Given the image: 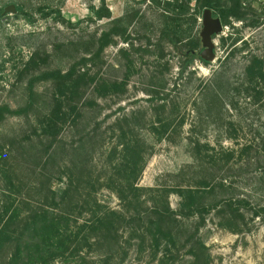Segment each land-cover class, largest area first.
<instances>
[{"label":"rangeland","instance_id":"374dc122","mask_svg":"<svg viewBox=\"0 0 264 264\" xmlns=\"http://www.w3.org/2000/svg\"><path fill=\"white\" fill-rule=\"evenodd\" d=\"M105 1L113 19L135 9L145 16V20L132 24L129 29L132 38L128 44L118 40L116 46H110L104 51L101 59L96 60L89 68L80 70V74L88 73L85 80L78 81L79 86H83L81 89L86 95V102L90 103L81 106L83 119L80 125L68 126L63 132L57 162H73L75 144L87 138V151L83 154L89 152L88 171L94 180V185L89 190L95 193L100 209L119 210L120 201L111 190L113 185L120 184L121 181L119 179L115 182L118 179L120 159H113L109 154L116 143L114 138L109 139L103 149V131L117 118L134 109H149L148 91L156 82L153 78L160 73L158 83L166 84L165 94L169 96L170 110L175 111L172 118L174 123L169 136L161 141L156 140L150 126L139 131L138 139L146 142L150 154L136 183L138 187H195L201 181L198 175L200 178L207 175V172L200 171L214 168L207 163L210 159L228 158L227 153L234 151L235 154L230 158V165L234 168L219 174L235 183L239 193L247 196L255 181L256 167L245 166L250 158L240 151L257 135L259 125L264 123V99L259 101L258 95L259 92L264 93V78L257 86L258 91L246 86L245 78L247 67H256L259 62L262 63L264 77V18L259 19V14H264V0H243L247 9L258 12L257 17L249 15L245 22L232 20V25L216 38L215 61L208 62V65L200 60L194 61L177 86L174 83L182 59L180 53L167 43H162L158 51L155 46L165 24L172 25L171 18H163V11L150 0H136L135 3L132 0ZM22 3H26L28 11L34 13L41 6L59 10L67 24L56 22L55 14L46 19L36 13L34 24H29L18 14H4L10 5ZM99 7L100 0H0V108L8 106L11 110H19L25 107L31 84L37 92L35 107L31 111L20 116L7 115L0 124V215L4 213V206L9 208L8 215H12L14 209L25 215L28 211L36 210L42 202L37 195L40 167L38 160L43 156L44 147L39 142L36 126L38 117L49 110L53 96L60 93L59 87L50 80H45L43 74L54 70L66 72L88 53L96 51L92 45L93 39L99 38L110 28L108 20L96 19L92 10ZM199 21L202 23V20ZM145 37L151 40L149 47ZM222 38L225 39L224 45ZM131 43L139 50L132 56V68L128 60L119 54L120 50L131 48ZM202 51L200 41L195 53L200 56ZM156 53L163 54L164 60H160ZM31 59H34V63L27 69ZM165 64L168 71L164 68ZM205 69L210 70V75H203ZM92 79L95 80L90 86ZM103 79L108 83L124 82L126 89L119 97L103 100L102 91H94L102 87L96 84L103 83ZM209 87L214 88V95L208 96ZM212 101L215 102L211 106L213 115L209 117L211 111L206 106ZM118 109L124 111L119 113ZM181 121L183 125L179 126ZM197 141L201 145H207L200 155L203 162L197 159V151L193 150V142ZM106 149L108 151L104 153ZM241 166L243 168L239 170ZM2 171H11L9 177L22 181V198H19L20 194L17 195L16 189L10 185ZM50 172L53 174V169ZM110 183H113L111 188ZM54 189H58L57 184ZM232 195L231 190L216 192L219 199H227ZM10 196L16 199L15 203L5 205L7 202L3 201ZM179 202L180 198L176 194L170 196L173 209L178 208ZM92 205L91 201L89 208ZM11 206L13 207L10 208ZM85 218L89 217L84 214L78 220V225L82 226ZM220 224V220L212 214L207 226L201 231V239L207 248V256L204 257L207 264H264V230L259 226L258 220L257 224L250 225L251 232L239 234L232 233ZM3 226L4 222H0V229ZM184 253L180 255L179 264H189L191 261V257ZM9 254L8 248L1 250L0 261L8 258ZM153 257L154 252L147 251L138 256L133 249L128 253L125 263L158 264L154 260L161 256ZM84 258L94 264H99L101 260L98 252L83 250L70 261L57 259L49 264H76Z\"/></svg>","mask_w":264,"mask_h":264},{"label":"trees","instance_id":"16d2710c","mask_svg":"<svg viewBox=\"0 0 264 264\" xmlns=\"http://www.w3.org/2000/svg\"><path fill=\"white\" fill-rule=\"evenodd\" d=\"M100 1L101 7L92 11L98 21L108 20L110 28L99 38L93 39L92 45L96 51L88 53L66 72L54 70L43 74L45 80H50L59 87L60 93L53 96L49 110L38 117L36 126L39 142L44 147L43 156L38 160L40 167L37 195L42 202L38 204L36 210L28 211L25 215H21L18 209H14L12 215H8L9 208L3 207L4 213L0 215L2 216L0 222H4V226L0 229V251L8 248L10 254L8 258L1 260L0 264H49L50 261L57 259L70 261L79 256L83 250L98 252L101 259L99 264H126L127 255L133 249L138 256L144 255L147 251L154 252L153 258L161 256L154 260L158 264H179L183 252L191 257L189 264H207L204 260L207 248L201 239V231L207 226L208 218L212 214L220 220L221 227L229 229L232 233L251 232L252 227L250 229L249 227L251 224H257V220L264 230V123L259 121L261 125L257 135L240 151L250 158L245 166L256 167L255 181L247 196L239 193L235 183L219 174L234 168L230 165L234 151L227 153L228 158L210 159L207 163L212 164L214 168L202 169L200 172H207V175H203L202 178L198 175L201 181L197 182L195 187L192 185L165 187L166 189L138 187L136 183L150 154L146 142L138 139L139 131L150 126L156 140L161 141L169 136L174 123L172 118L175 111L170 110L169 96L165 94L166 84L158 83L161 75L159 73L153 78L156 82L154 81L148 91L149 109H134L117 118L103 131V149L109 139L116 140L109 154L113 159H120L117 168L118 179H115V182L117 183L119 179L121 181L117 185L110 183L109 187L113 185L111 191L120 201V209H100L95 193L89 190L94 185V180L88 171L89 152L83 154L85 150L87 151V138L75 144L73 162L64 160L58 163L61 136L68 126L80 125L83 119L81 106L90 103L86 102V95L81 89L83 86H79L78 81L85 80L88 73L80 74V70L89 68L96 60L101 59L104 51L110 46H116L118 40L128 44L132 38L129 32L132 24L138 20H145V16L143 17L142 13L135 9H131L120 18L113 19L106 1ZM132 2L135 3L136 0ZM150 2L163 11V18L166 20L171 18L172 21V25L165 24L162 28L158 44L155 46L158 51L162 43H167L180 53L182 59L174 83L176 86L183 80L194 61L200 60L204 65H208V62L195 53L200 46L199 35L203 28L199 19H203L205 10H211L213 17L219 18L223 27H230L232 20L245 22L247 16L258 15L255 10L247 9L243 0H196L193 4L192 0H150ZM16 7L17 14L29 24L35 23L36 13H40L41 17L46 19L52 18L55 14L56 22L67 24L61 11L49 10L48 6L38 7L35 13L28 11L26 3ZM261 18H264V14H259V19ZM145 38L149 47L151 40ZM221 42L224 45L225 39L222 38ZM138 52L139 50L131 43V48L122 49L119 54L128 60L132 68L134 66L132 56ZM157 55L160 60H164L163 54L156 53ZM33 63L34 59H31L27 69H30ZM164 68L168 71L166 64ZM263 78L261 62L256 67L254 65L247 67L246 86L258 91L257 86ZM94 80L90 81V86ZM222 82L224 84V81ZM96 85L102 86L94 91L97 93L102 91L103 100L108 97H119L127 86L124 82L108 83L104 79L103 83L98 82ZM213 93H215L214 88L209 87L208 96L214 95ZM258 95L259 101L264 99V93L259 92ZM36 96L37 92L31 84L25 107L19 110H11L8 106L0 108V124L7 115L14 117L31 111L35 107ZM213 104L214 101L206 106L211 111L209 117L213 115L211 114ZM123 111L118 109L119 113ZM262 114L264 116V110ZM182 125L183 121L179 123V126ZM193 145L190 146L197 151V159L200 160L201 151H205L207 145H201L199 141L193 142ZM150 149L153 150L152 147ZM107 151L108 149L104 153ZM3 156L5 157L4 154ZM242 168L241 166L239 170ZM51 169L53 174L50 172ZM2 172L4 177L8 178L10 185L16 189L17 195L20 194L19 198H22L24 189L22 181L9 177L11 171ZM111 181L113 182L112 179ZM55 184L58 185L56 190ZM229 190L234 195L227 199H219L216 196L217 191ZM172 194L180 198L176 210L171 207ZM5 201L7 202L5 205H8L15 203L16 199L10 196L3 202ZM91 201L93 205L89 208ZM84 214L89 218L84 219L82 226L78 225V220ZM76 264L94 263L84 258Z\"/></svg>","mask_w":264,"mask_h":264},{"label":"water","instance_id":"95a60500","mask_svg":"<svg viewBox=\"0 0 264 264\" xmlns=\"http://www.w3.org/2000/svg\"><path fill=\"white\" fill-rule=\"evenodd\" d=\"M18 13L16 5H10L5 9L4 14ZM202 30L200 38L202 42L203 51L200 57L205 62H214L216 59V38L221 36L224 32L225 27L219 18H214L211 10H205L202 19Z\"/></svg>","mask_w":264,"mask_h":264},{"label":"clouds","instance_id":"9594fccd","mask_svg":"<svg viewBox=\"0 0 264 264\" xmlns=\"http://www.w3.org/2000/svg\"><path fill=\"white\" fill-rule=\"evenodd\" d=\"M203 75H205V76L210 75V70L209 69H205L204 72H203Z\"/></svg>","mask_w":264,"mask_h":264},{"label":"built area","instance_id":"2783aa9c","mask_svg":"<svg viewBox=\"0 0 264 264\" xmlns=\"http://www.w3.org/2000/svg\"><path fill=\"white\" fill-rule=\"evenodd\" d=\"M192 1H193L194 3L196 2V0H192ZM225 29L227 30V27H225ZM225 29H224V30H225ZM224 34H225V33H224Z\"/></svg>","mask_w":264,"mask_h":264}]
</instances>
